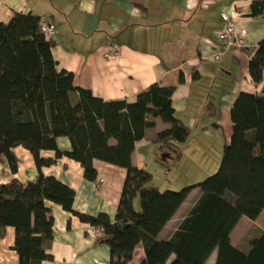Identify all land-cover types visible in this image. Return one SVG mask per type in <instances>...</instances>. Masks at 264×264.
<instances>
[{
	"label": "trees",
	"instance_id": "16d2710c",
	"mask_svg": "<svg viewBox=\"0 0 264 264\" xmlns=\"http://www.w3.org/2000/svg\"><path fill=\"white\" fill-rule=\"evenodd\" d=\"M248 17L264 18V2H253ZM39 20L14 14L7 24L0 22V157L15 174L13 150L21 147L37 170L34 182L0 184V237L13 228L18 264L52 260L45 250L53 237L47 203L100 229L110 264H128L138 248L143 251L138 264H206L213 255L214 264H264V230L250 240L247 251L234 248L230 238L242 218L253 222L264 211V95L237 96L230 110L232 135L215 174L179 192H160L153 175L131 166L130 158L135 144L155 127L154 119L168 126L154 140L161 147L173 149L190 138L191 130L174 115V87L153 84L133 103L98 99L74 87L71 73L57 71L53 43ZM248 73L254 84L264 81V40ZM58 138L69 140V151L58 149ZM41 152H53L54 159L41 158ZM62 158L78 163L87 181L96 179L95 160L126 170L113 221L106 214L74 212V191L41 173ZM194 189L198 197L173 232L160 239Z\"/></svg>",
	"mask_w": 264,
	"mask_h": 264
},
{
	"label": "crops",
	"instance_id": "0c3cea01",
	"mask_svg": "<svg viewBox=\"0 0 264 264\" xmlns=\"http://www.w3.org/2000/svg\"><path fill=\"white\" fill-rule=\"evenodd\" d=\"M253 2L264 0H0V22L7 24L14 14L48 19L56 30L49 40L57 71L71 73L74 87L103 101L133 103L153 84L174 87V115L191 130L190 138L173 149L161 147L154 140L168 126L154 119L155 127L135 144L130 164L151 174L154 168H167L173 180L153 186L176 191L183 183L195 185L199 177L216 171L232 135L230 110L237 96L264 95V81L256 85L248 73L257 44L264 40V18L248 17ZM222 15L229 16L238 31H246L244 48H225L217 40L224 27ZM112 46L119 47L113 59L107 57ZM218 52H223L220 61L208 60ZM56 144L60 151L70 150L67 138H58ZM13 152L17 171L12 174L1 156L0 184L34 182L37 170L29 152L21 147ZM40 156L54 159L53 152ZM92 165L94 181L85 180L81 166L67 158L42 168L41 173L74 191V212L93 217L106 214L113 221L126 170L96 160ZM180 171L193 174L185 180L177 176ZM192 194L196 197L189 207L198 189ZM47 207L53 237L45 250L52 260L42 264H110L103 234L92 236L94 228L59 206L47 203ZM169 224L160 239L169 236L162 237ZM13 245L14 230L6 228L0 237V264H18ZM137 250L142 254L134 255L128 264L143 258V251Z\"/></svg>",
	"mask_w": 264,
	"mask_h": 264
},
{
	"label": "rangeland",
	"instance_id": "374dc122",
	"mask_svg": "<svg viewBox=\"0 0 264 264\" xmlns=\"http://www.w3.org/2000/svg\"><path fill=\"white\" fill-rule=\"evenodd\" d=\"M222 157V156H221ZM215 158V157H214ZM220 160L218 159V167L216 168V171L219 168ZM210 173L209 175H203L200 178V180L196 183L199 184L206 180L209 176L215 174V172ZM191 172V171H190ZM187 173V171L184 172H178L177 176L179 178H184L185 180L189 178L190 175L193 173ZM153 175V185L156 184L157 186H161L165 184V182L169 180H173L174 174H170V176H167V168L160 167V169L154 168L152 171ZM173 184V182H171ZM185 183H183V187H178L175 192H179L187 187H184ZM182 186V185H181ZM193 186V185H192ZM165 190L160 189V192H164ZM172 191V190H169ZM196 197V194H192L189 196L187 203L182 206V208L179 210V212L174 216V218L170 221V224L166 231L163 233L162 237H167L168 234L170 235L173 230L175 229L176 225L182 220L183 216L186 214L185 210L189 207V203ZM136 210H139V204H137L136 201ZM264 230V211L260 214V216L257 218L256 221H250L247 218H242L239 222L234 231L232 232L230 238L231 243L234 248H239L240 250L247 251L249 242L251 239L255 238L257 234ZM167 235V236H166ZM140 249V248H138ZM142 252L140 250H137V252H134L135 257H138ZM215 255L209 258V260L206 262V264H214Z\"/></svg>",
	"mask_w": 264,
	"mask_h": 264
},
{
	"label": "built area",
	"instance_id": "2783aa9c",
	"mask_svg": "<svg viewBox=\"0 0 264 264\" xmlns=\"http://www.w3.org/2000/svg\"><path fill=\"white\" fill-rule=\"evenodd\" d=\"M222 20L224 23L223 30L216 34L217 40L225 48L236 47L238 49L244 48L246 44V31H238L236 29L234 21L227 15H222ZM39 27L44 36L50 39L55 35L56 30L54 25L46 18H40ZM110 54H107L108 58H116L118 55V46L109 47ZM223 52H218L213 56L209 57V61L218 62L221 59ZM102 234L100 229H94L91 232L92 236Z\"/></svg>",
	"mask_w": 264,
	"mask_h": 264
}]
</instances>
